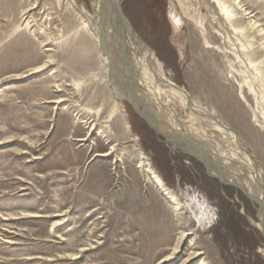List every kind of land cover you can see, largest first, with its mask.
<instances>
[{
  "label": "rangeland",
  "instance_id": "obj_1",
  "mask_svg": "<svg viewBox=\"0 0 264 264\" xmlns=\"http://www.w3.org/2000/svg\"><path fill=\"white\" fill-rule=\"evenodd\" d=\"M213 1L120 0V7L167 78L214 108L264 165V127L255 118L264 41L254 31L242 38L216 29ZM244 1L264 29V1ZM102 2L39 0L31 10L35 0H0V264H184L188 250L165 259L190 231L189 248L200 252L192 264H264L256 191L226 172L221 182L209 167L211 176L184 146L156 134L132 101H118L93 35ZM251 16L234 20L244 28ZM145 51L135 43L127 52L137 60ZM170 104L193 122L189 108ZM143 158L181 212L139 168ZM203 207L213 219L198 227Z\"/></svg>",
  "mask_w": 264,
  "mask_h": 264
},
{
  "label": "bare ground",
  "instance_id": "obj_2",
  "mask_svg": "<svg viewBox=\"0 0 264 264\" xmlns=\"http://www.w3.org/2000/svg\"><path fill=\"white\" fill-rule=\"evenodd\" d=\"M118 2L120 3V0H109L108 8L113 11V7ZM40 3L39 0H35L31 10L39 9ZM216 5H218V7ZM247 6L248 5L244 0H214L213 15L217 16V22L215 23L217 25L216 29L224 30V33L228 35H230L231 32L235 34L237 33L242 38H246L244 34L246 31H254V37L257 39L259 38V40L263 42V25H260L261 21L256 19L257 14ZM103 7L102 2L100 5L102 14L98 23L100 26L98 31H95L96 33L93 35L98 40L100 49L105 55L104 60L109 73L110 87L113 88L118 101L121 102L123 99L129 100L130 102L132 101L131 103L140 112L142 111L139 109L138 103H143L145 106V112L143 109V113H145L148 120L154 124L157 122L156 125H158L169 138H172L173 141L182 143L180 146L179 144L174 145L179 147L182 146L181 148L184 146L183 149L185 151L198 157L203 163H205L211 176L213 175L211 174L210 168L219 173L220 176L218 175V177L221 182H224L222 181V178H225L224 173L226 172L233 177L241 179L245 184L252 187L262 202V206L260 204V207L262 210L261 215L264 219V165L255 159L253 151L247 145L245 140L231 128L228 122L214 108H211L200 101L193 100L187 91L178 87L167 78L162 63H160L146 44L141 41L129 21L124 25L121 35L116 32L113 34L110 26H105V30H103L100 23L107 20ZM45 12L44 16L50 21L52 19V13H49L47 9ZM238 12L243 15H252L248 21V25L244 28H241V20H234V17ZM111 17L112 20L114 19L115 21L113 12ZM85 18L87 19L86 16ZM86 22H84L83 27L77 31L78 34L86 32V29L89 27V24ZM27 24L29 25V22ZM103 32H106L105 36L103 35ZM110 37H115L114 41L116 43ZM109 40L110 44L108 43V46L104 45V41L107 43ZM214 42H218V39H214ZM135 43L146 49L143 56L137 60L132 59L127 52L128 47ZM248 48L249 47L242 44L243 51ZM220 49L221 51H224L223 46H219V51ZM226 54L227 57L231 56L229 53ZM262 68L258 69L261 70L259 72V80L264 82V71H262ZM41 70L42 68L40 67L35 69L36 72ZM236 76L238 75L236 74ZM118 84L121 85V88H119ZM247 90L248 88L245 87L243 94L245 95L246 100L249 101L248 99H252V96L250 93H247ZM261 97L262 101L257 103V109L260 110L261 115L257 114L255 118L257 119L256 122L263 124L264 127V93L261 94ZM61 101L62 100H59L57 103H60ZM171 102H176L189 108L193 113L191 116L193 122L184 121L179 118L176 115L175 110L171 107ZM159 113L162 116H159ZM242 117L244 118V116ZM195 122H200V125H197ZM205 123L209 124L214 133L209 134L207 132V129L204 126ZM184 127L189 129L190 133H184L183 131L178 133V130H176L183 129ZM90 133L91 132L88 133V136ZM192 134H194V136ZM180 138L181 140H179ZM185 142H188V145ZM112 151L113 149L103 156H109ZM143 161L144 163L142 162L139 165V168L145 169L149 178L154 181L160 195L165 197L169 203H171L176 212H181L182 205L178 201V198L163 184L161 177L153 170L149 161L145 160V158H143ZM237 187L240 188L239 186ZM196 219L198 227H202L211 222L213 217L211 216L209 209L203 207L198 211ZM263 224H259L258 226L264 231ZM190 235H192V231L183 232L181 234L174 252L172 255L168 256L165 261L180 259L186 250H188L191 253L183 263H193L194 259L200 255V252L191 251L192 249L189 248L194 245L195 241L194 238H189ZM187 243L188 248H185Z\"/></svg>",
  "mask_w": 264,
  "mask_h": 264
},
{
  "label": "water",
  "instance_id": "obj_3",
  "mask_svg": "<svg viewBox=\"0 0 264 264\" xmlns=\"http://www.w3.org/2000/svg\"><path fill=\"white\" fill-rule=\"evenodd\" d=\"M108 2L109 0H103V9H104V13H106V17H107V20L101 22V27L103 30H105V26H110L113 34L114 32H116L117 34L121 35V32L124 28V25L126 24V22L128 21L120 7V3H116L115 6L113 7V11H111L110 8H108ZM112 12L114 13V16H115V21L114 19L112 20V17H111V14ZM101 14H102V9H101ZM100 14V15H101ZM107 23V24H106ZM106 32H103V35L105 36ZM103 36V37H104ZM113 36V35H112ZM113 41L115 39V37H110ZM115 42V41H114ZM106 41H104V45H107L108 46V42L106 43ZM116 43V42H115ZM110 44V43H109ZM115 69V68H114ZM119 85V84H118ZM119 88H121V85H119ZM132 104V103H131ZM133 105V104H132ZM143 108V107H142ZM137 112L140 114V116L149 124L150 128L152 130H154L156 132V134L162 136L167 142L169 143H172V144H179L182 145V143L180 142H177V141H173L172 138H169L166 133L164 131H162V129H160V127L157 124V122H155L156 124L154 123H151L147 116L145 115V113L143 112H140L138 109H136ZM181 140V138L179 139ZM187 145H188V142H185ZM184 144V145H186ZM205 164V163H204ZM256 202V201H255ZM257 203V202H256ZM260 210H259V214H261V207L259 206ZM260 217V216H259ZM260 219V218H259ZM261 230V229H260ZM263 236H264V231L261 230Z\"/></svg>",
  "mask_w": 264,
  "mask_h": 264
}]
</instances>
